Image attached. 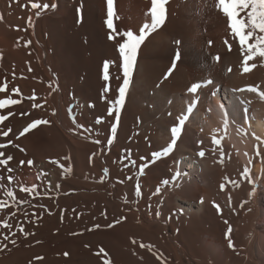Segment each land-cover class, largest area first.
<instances>
[{
    "label": "bare ground",
    "instance_id": "obj_1",
    "mask_svg": "<svg viewBox=\"0 0 264 264\" xmlns=\"http://www.w3.org/2000/svg\"><path fill=\"white\" fill-rule=\"evenodd\" d=\"M34 2L57 7L37 17L29 0L11 6L0 0V86L7 81L0 99L21 101L0 109V115L13 113L0 124L12 128L8 137L0 135V144L12 141L0 151L13 156L12 173L0 166V200L9 205L0 218L13 225H0V241L4 235L16 240L3 241L8 246L0 250V264L263 263L264 225L261 230L258 223L264 206L258 197L264 193V58L248 61L250 70L243 71L244 53L218 0H168L164 24L138 50L110 145L115 113L108 115L109 102L123 80L118 44L124 37L109 39L106 0ZM113 8L117 32L138 34L151 22V0H114ZM105 61L115 62L107 82ZM208 79L213 84L195 95L187 91ZM106 84L110 91L104 93ZM196 96L174 151L150 162L170 143V129ZM74 104L76 124L68 112ZM97 117L102 123H95ZM35 120L49 123L17 138ZM33 186V192L21 190ZM6 191L15 193L16 203Z\"/></svg>",
    "mask_w": 264,
    "mask_h": 264
},
{
    "label": "snow or ice",
    "instance_id": "obj_2",
    "mask_svg": "<svg viewBox=\"0 0 264 264\" xmlns=\"http://www.w3.org/2000/svg\"><path fill=\"white\" fill-rule=\"evenodd\" d=\"M19 3V0H9V6L11 4ZM107 2V20L106 24L107 27L111 30L109 33V39L110 40H115L117 36H123L124 39L121 43L118 44V52L119 56L121 57L122 60V75H123V80L122 84L119 86L117 89L118 92V97L110 101V108L108 111L109 116H113V113H115L113 120L114 122L110 126V133L112 139H109L107 143L110 145L113 143V141L116 138L117 135V130L118 126L120 124L121 120V111L123 109V106L126 103V97L127 93L130 87V80L133 75V72L135 70L136 66V61L138 57V50L141 47V45L145 42L147 37L154 32L157 28L162 26L166 20L167 16V8L166 5L168 3V0H151V8L149 9L150 17H151V22L150 23H144L138 31V34L134 33L132 30H126L122 33L117 32V30L114 27L113 23V17H114V0H106ZM29 3L31 4L32 9H39V11L35 12V15L39 17L41 15V12L44 10L49 9L51 7L52 9H55L57 7L56 3H39V2H34V0H29ZM26 6V5H24ZM218 7L224 15L228 18L229 21V27L231 29V33L233 34L234 38L238 39V43L240 45V50L242 53H244V72H248L250 69L247 66L248 61L253 60L257 56L264 58V0H218ZM78 13L81 12V9L77 10ZM4 19L3 14H0V21ZM251 41V42H250ZM177 44L180 42L177 41ZM211 43V41H209ZM229 51H231V46L229 45ZM180 58V53L177 51L175 60H179ZM217 61L220 60V56L217 55L215 57ZM110 63L114 64L115 62H109L105 61L103 63V79L107 82L110 81V75H109V68H110ZM256 65L253 64L251 67H255ZM176 63L175 61L172 64V67L168 70V72L165 75V79L171 75L172 71L175 69ZM228 71H231V68L228 69ZM213 84V81L211 79H208L206 81H201V82H195L192 83L191 86L187 89V91L193 95H195L198 91V89H201L202 87H207L208 85ZM7 90V81L5 80L4 84L0 86V93H3ZM110 91V86L106 84L104 88V93H107ZM234 91H244V89H236ZM247 91L249 92H257L258 89L253 86H248ZM12 92L17 93L19 92V88H13ZM212 95H215V92L212 93ZM259 95L264 98V92H259ZM106 99V95L104 96ZM199 96H196L195 99H193L192 103L187 106V114L182 115L178 117V124L173 126L170 131L172 134V138L170 143L167 144V146L163 147L161 151H156L152 154V157L154 158L150 162H155V160H159L163 157L169 156L175 149V146L177 144V139L182 133L183 126L186 122V120L189 118V115L193 112L194 108L196 107L197 103L199 102ZM21 101L17 99H13L11 96H8L6 98L0 99V109H4L8 106L15 105L20 103ZM40 104L34 105V107H40ZM90 107H94V105H89ZM78 107V105H70L68 107V112L70 114V118L72 119L73 123L76 124V115L73 112V109ZM247 109H245V112ZM53 114H55V110H53ZM13 115L12 112H8L7 115H0V124H2L4 121H6L9 116ZM24 115H27V113H24ZM101 117H97L95 120L96 124L102 123ZM49 123L46 120H35L31 123H29L26 127L23 128L22 131L19 132V135L17 138L20 136H24L27 132H29L31 129L36 128L40 124H46ZM225 123H227V120H225ZM78 128H84L85 131L91 133L93 131L92 128L88 127L85 128L84 125L82 124H77L76 125ZM12 132V128L8 127L7 130H2L0 129V135L3 137H8L9 134ZM95 143L99 144L100 141L96 140L94 141ZM202 143V142H198ZM216 143H220L219 140L216 141ZM12 144L11 140H8L6 144H0V149L6 148L8 145ZM18 147V146H17ZM130 153V150H126ZM95 153H93V156ZM200 157H203L205 155L204 151H200L198 153ZM257 155H259V152H257ZM5 153L3 151H0V166H4L6 170L9 173L13 172V169L8 167L9 162L13 160L12 155H7L6 158H4ZM126 159L128 157H125ZM143 159V158H142ZM25 162L20 161V164L23 165ZM29 165H32L33 161L29 160L27 162ZM133 164H135V161H132ZM147 163L139 169L140 173L143 174L144 168L147 167ZM107 171V170H105ZM249 170L245 168L244 170V175H248ZM180 172L177 171L175 173V177H179ZM127 179H132V177H127ZM8 181L14 180V177L12 175L7 176ZM123 183V181H121ZM162 183L164 185H167L169 183V180H163ZM223 187V186H222ZM5 185L0 184V189H4ZM23 192H33L35 191V186L29 188V187H22L21 189ZM157 193L160 191L159 188H157ZM5 194L8 197L13 198V202L16 203L15 200V193L13 191H6ZM136 194L140 195V187L139 185L136 186ZM19 203H27L26 200H20ZM217 208H219V205H216ZM9 208V205L7 204L6 201L0 200V211H3L4 209ZM15 215V213H13ZM27 215V214H25ZM156 215L159 216L160 213L156 212ZM119 222V221H118ZM0 225H2L6 229H11L13 227L12 224L8 222V220H4L0 218ZM111 226V225H109ZM98 227V226H97ZM20 232H24L23 227L19 228ZM25 235H28V233H24ZM231 234V229L228 230V235L230 236ZM14 236L15 233H12ZM3 241H10V243L15 244L16 240L9 238L8 235H4ZM3 241H0V245H2V250L3 248H7V243H3ZM135 242V241H133ZM144 247L145 245H141ZM229 246H233L231 241L229 243ZM101 252H103V249H101ZM64 255H68V253H64ZM36 259H42V257H37ZM110 264V262H109Z\"/></svg>",
    "mask_w": 264,
    "mask_h": 264
},
{
    "label": "rangeland",
    "instance_id": "obj_3",
    "mask_svg": "<svg viewBox=\"0 0 264 264\" xmlns=\"http://www.w3.org/2000/svg\"><path fill=\"white\" fill-rule=\"evenodd\" d=\"M260 184L261 183L257 184V186L259 187V190L262 188V185H260ZM258 199H259V202H261L263 204V206H264V193L260 192ZM262 211L263 210L261 209L260 210L261 217H263V212H264V211L263 212ZM258 225H260L261 226V230H263L262 225H264V221L262 220L261 222L258 223ZM259 230H260V228H259ZM256 239H258V237H256ZM256 243H257V241H255V244ZM184 258L186 259L185 256H184ZM260 264H264V262L263 263L261 262Z\"/></svg>",
    "mask_w": 264,
    "mask_h": 264
}]
</instances>
